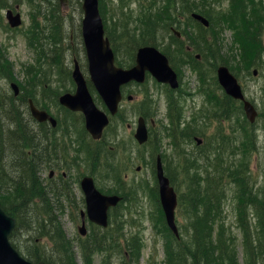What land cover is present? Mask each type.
<instances>
[{"label":"rangeland","instance_id":"1","mask_svg":"<svg viewBox=\"0 0 264 264\" xmlns=\"http://www.w3.org/2000/svg\"><path fill=\"white\" fill-rule=\"evenodd\" d=\"M99 1L100 9H102L101 13L103 12L105 16L103 20L108 24L111 35L113 34L112 36L117 40L115 47L118 50V52L116 51L118 60H132L138 52L137 50L142 47L134 50L136 44L132 45L128 42L127 38L130 35H124V30L131 31L133 29L132 19H130L131 13L133 17L138 15L144 20L155 16V0H102V6L101 0ZM187 1L191 5L193 3L200 4L201 2V0ZM82 4L83 0H67L65 5H61L60 0H34L33 2L32 0H0V59L3 62H8L12 67L10 76L6 75L8 79H3V77H6L5 74H0V89L5 90V92H2L3 97L6 94L9 96L14 95L11 88L12 84L19 87L20 94L25 88L34 89L40 108H44L45 111L52 113L60 120L59 129L56 132V134L58 133L57 146L60 143L62 144L61 147L65 146L63 166L74 185V191L71 205L65 199L59 200L50 194L49 198L51 200L48 203L50 209H48L52 211L54 218L61 223L67 238L72 242L78 263L85 264L82 256L83 250L88 245V240H93L90 237L92 226L89 223H87L88 232L86 237H81L79 233V228L82 226L81 211L86 209L81 205V198L84 195L81 191L80 181L85 176L90 175L95 178L98 188L101 190L102 187L108 189V195L119 194L124 197L122 205L110 213V221L113 227L110 231L112 234L106 233L110 244H107L102 251L94 253L93 259L89 257L92 264H126L127 262L130 264L128 248L120 242H126V239H130L134 235H139L143 239L141 249L138 248L140 250L139 264H164L166 261V240L161 225L162 214H160V210L162 209L153 165L155 167L157 156L163 154L166 157L163 158L164 166L174 177H177L176 170H178L179 158L176 155L173 139L170 135L180 128V122L183 120L185 123L194 121V125L200 130L198 137L203 140V144L205 145L206 141L209 142L208 149L216 147L219 150L218 152L223 153L228 160L232 156V143L238 145L239 151L232 163H236L241 157L242 145L240 144L242 142L244 144L252 142V147L256 149L251 154L249 161L250 186L256 191H264V67L257 65L251 68L250 72L241 69L240 72L238 71L239 76H235L241 80L247 99L256 106L259 113L256 122L250 124L244 110L240 108V106L243 108V105L241 103H230V106H228L224 91L219 88L220 85H217L215 80L217 74H215L216 58H213L214 56H217L218 66H221L220 63L223 58L233 62L234 55L237 56V61L240 60L241 62L240 51L238 48L235 49L232 44L239 30L238 28L236 30L232 28L237 26L236 24L225 20V25H221L217 29L218 37H215L211 31H205V34L210 35V41H217V38L221 40L220 46H215V51L212 53L213 57L209 56L207 58L198 53L196 49L192 51V47H187V52L192 54L188 56L189 61L186 64L183 65L180 62L177 54L173 55V58L171 57L174 64L169 58L171 65L179 76L181 84L179 90L172 91L168 86L161 85L153 78H149L143 85L131 84L125 87L124 95L126 97L121 105L120 113L110 126L111 132L109 135L111 138H109L110 143L107 146L109 156L107 152L105 156H100L96 161L98 164L93 162L86 164L85 143H83V140L86 139L82 135V116L77 114L73 117L70 113H59V108L56 105V99L61 94L70 90L73 93L76 91L72 86L73 61L75 58L79 61L84 75L88 80L90 79L86 56L81 45ZM156 4L159 5V2H156ZM161 4L162 12L169 10L172 16L167 17L161 13L157 18V20L164 18L160 27H163L164 30L168 29L167 31L170 30L171 34L175 36L171 31V29H174L179 33L182 42H186L185 30L187 29L188 20L197 12H191V15L186 14L183 17L182 13L178 15L173 11V5L168 0L162 1ZM40 5L42 8L41 16L37 14V8ZM124 6H126V9L123 10L125 15H121L120 8ZM18 8L20 10L17 12L22 14L23 25L21 28L13 30L8 23L7 13L9 10ZM233 9L232 3L229 4L224 1L221 8L224 13H228ZM149 11L153 14L152 16H148ZM116 14L121 17L120 21H115ZM186 17H189V19H186ZM179 18L182 26L178 24L177 19ZM35 20L39 21V31L46 29L45 36L43 35L42 38L37 35L39 34L38 30H35L34 34H27L29 29L35 27ZM208 20L211 25L215 21L209 18ZM190 24L193 27L197 26V29L202 25L194 18ZM214 25H218V20ZM144 28L148 29V25L145 24ZM149 34L151 32L145 33V36H149ZM51 36L55 40L51 39ZM161 37L162 34L157 49L164 55H166V52L174 54L175 46L170 43L171 37L167 36L165 39ZM38 38L42 40L45 49L43 54L36 51ZM207 54L210 53L207 52ZM41 59L43 60L41 61ZM30 66H33V70L36 69L38 75L37 79L39 81L35 85L31 84L32 74L28 73ZM199 67L200 70H197ZM255 71H257L256 75L254 74ZM30 72L34 73V71ZM91 93L97 106L102 110H106L94 87L91 88ZM130 95L134 97L133 102L127 100ZM17 101L24 116L31 121L29 127L34 131V135L39 136V132H42L43 128L39 127L38 123L32 118L28 104L25 106L22 105L21 101ZM219 105L224 110L219 111V114L216 115L215 112ZM154 110H156L154 115L146 117L152 141L147 146H139L134 139L138 119L139 117H145V114H153ZM165 128L168 131L172 129L169 136ZM48 140L51 144L49 137ZM179 146H184L187 152H194L200 158V149L199 154L197 152V148H200V146L197 145L195 139L190 142L179 143ZM58 150L57 154H61L62 150ZM77 151L81 155L78 156V163H73L71 159L77 157ZM115 158L118 162L114 160ZM107 159L115 165V170L121 173L118 179L104 173ZM55 160L56 157L53 156L51 150V154L45 162V168L41 172L44 181L48 184L46 185L47 188H52L48 183L50 174L48 166L50 163H54ZM138 168H140V171H138ZM212 170L214 171L215 168H212ZM183 180L181 174L178 176V180L176 179L180 195L185 191L182 184ZM229 182H231L229 178L225 177V181L222 183L227 190L225 202H222V205L225 204L223 215L226 218L225 224L237 237L239 263L245 264L244 233L239 225L237 202L233 199V190L229 186ZM26 204L24 203L23 206ZM27 206L25 209L26 223L22 224L21 230L13 238L14 243L22 255L28 257V254L32 251L39 250L44 255L43 257L49 261L51 256H54L56 245L46 239L38 227L37 232L34 231L33 233L27 227L29 220L32 219L31 212L33 217L38 219L43 209L34 207L30 212ZM248 211L251 217L250 229H256L258 222L255 211L253 208ZM176 219L180 228L182 227L185 231L188 218L183 216L181 207L178 208ZM116 234L118 236H114ZM118 237H120V242ZM118 243L120 245H117ZM88 246L90 250L94 249L93 244ZM118 249L120 252L117 251ZM124 256L126 259H124Z\"/></svg>","mask_w":264,"mask_h":264},{"label":"trees","instance_id":"2","mask_svg":"<svg viewBox=\"0 0 264 264\" xmlns=\"http://www.w3.org/2000/svg\"><path fill=\"white\" fill-rule=\"evenodd\" d=\"M162 1L165 0H155V16H152L153 14L149 11L148 16L151 15L152 17L146 18V20L138 15L133 17V14L130 12L133 29L131 31L124 30V35H130L127 39L132 45L136 44L134 50L143 46L158 47L160 35L162 34V39H165L167 36L171 37L170 43L175 46L174 54L166 52V55L171 59L173 64L172 56L175 54H177L178 59L183 65L189 61L188 56L192 53L187 52V47H192V51L196 49L198 53L207 58L209 56L213 57L212 53L215 51V46H220L221 40L217 38V41H210L211 37L209 34H205V31H211L215 37H218L219 33L217 29L221 25H225V20H228L237 25L232 28L235 30L238 28L239 30L232 44L235 49H239L241 62L240 60L237 61V56L234 55L233 62L220 58L222 60L220 64L229 67L234 74L236 73V76H239L238 71L240 72L241 69L250 72L251 68L257 65L264 67V0H201L200 4L193 3L192 5L187 0H168L173 5V11L178 15L182 13L184 17L186 14L191 15V12L195 11L208 17L210 20H215L208 29L200 24L197 29V26L193 27L190 24L193 19L186 17V19H189L187 29L185 30L186 42H182V39L175 37L171 34L170 30L167 31L168 29L164 30L163 27H160L164 18L158 20L157 18L161 13L167 17L172 16L169 10L162 12ZM224 1L229 4L232 3L234 9L228 13H224V10H221ZM156 2H159V5ZM120 9L121 15H125L123 10L126 9V6ZM37 14L42 15L41 5L37 8ZM102 16L105 17L103 12ZM120 20L121 17L116 14L115 21ZM216 20H218L217 26L214 25ZM35 21V27L30 30V34H34L35 30L39 29V21ZM177 21L179 26H182L180 18ZM171 22L172 20L170 24ZM145 24L148 25V29H143ZM105 27L107 36L110 38L115 52H118L115 47L117 40L112 36L113 34L111 35L106 21ZM147 32H151V34L145 36ZM45 33L46 29H42L37 35L42 38L43 35L45 36ZM40 38L39 41L41 42ZM51 39L55 40L53 36H51ZM81 45L82 51L85 53L82 42ZM36 50H38V53L45 52L43 45L40 44L37 45ZM207 52L210 54L208 55ZM135 57L136 54L130 61H121L117 58V63L119 66L129 68L134 65ZM213 58H216L215 74H217L219 63H217V56ZM197 70H200V67ZM30 71H34V73ZM11 72V65L0 59V74L3 73L5 76H10ZM28 73L32 74L30 78L31 84L35 85L39 81L36 69L33 70V66H30ZM7 76L3 77V79H8ZM215 80L217 81L216 76ZM217 85H219L218 81ZM219 88L222 90L220 86ZM2 92H5V90L0 89V207L18 221L17 228L11 235L12 243L17 248L13 238L21 230L22 224L26 223V206L28 205L27 209L30 212L32 208L38 207L41 210L43 209L40 218H34L31 212L32 219L29 220L27 227L31 229V233L37 232L38 227L39 231L45 235V238L56 245V250L54 249V256H51L49 261L43 257L44 255L39 250H34L28 254V257H25L34 263L45 261L47 264H79L72 242L67 238L61 223L54 218L52 211L49 210L48 203L51 200L49 195H52V191L47 188L41 175L43 168H45V162H47L48 156L51 154V148L48 144V133L50 134L51 130L46 127L47 125L41 124L40 126L43 128L42 132H39V136L37 134L34 135V131L29 127L31 121L24 116L21 106L17 101H21L22 105L26 106L28 100L33 99L40 107L34 89L25 88L19 97L7 94L3 97ZM225 98L228 106H230V103H240L226 94ZM56 105L59 106L58 103ZM240 108L243 110L242 106ZM216 110L215 114L218 115L219 111H223L224 108L219 105ZM69 113L74 117V114ZM155 113L156 110H154L153 114H145V117L152 116ZM194 123V121L185 123L183 120L180 122V128L171 135L172 129L168 131L165 128L168 136L170 135L173 139L176 155L179 158L178 170H176L177 177H174L166 167L165 171L166 175L170 178L171 184L177 191L176 179L178 180L180 174L184 178L182 184L185 191L180 195L179 207H181L183 216L188 218V225L185 231L179 226L181 237L180 239L176 238L167 227L163 212L160 210V214H162L161 225L166 240V261L164 264H240L237 237L225 224L226 218L223 215L225 204L222 205V202H225L227 191L222 184L225 181V177H228L231 181L229 182V186L233 190V199L237 202L239 225L244 233L245 264H264V191H256L250 186L249 161L251 154L256 148L252 147V142L248 144L242 142L240 144L242 145L241 157L236 163H232L239 151L238 145L232 143V156L228 160L223 153L218 152L219 150L216 147L208 149L210 143L206 141L205 145L203 144L204 146L202 145L200 148H197L198 154L199 149L201 152L200 159L196 153L187 152L184 146H179V143L190 142L200 135L198 134L200 130L197 129ZM83 129L82 135L86 139L83 140L86 152L85 163L91 164L93 162L94 164H98L96 161H98L100 156H105L107 152L109 156L107 146L110 143L109 138H111L109 135L111 132L110 128L106 131L104 139L99 142L91 139L85 129ZM151 141L152 139L149 142L151 143ZM77 153V157L71 159L73 163H78V156L81 153L78 151ZM161 156L164 159L166 158L163 154ZM114 160L117 161V158ZM115 168V165L107 159L103 171L109 174L110 177L118 179L121 173L115 170ZM212 168H215V170L213 171ZM153 171L155 175L154 165ZM102 190L108 193L107 188L102 187ZM24 203L27 204L23 206ZM250 208H253L256 214L258 222L256 229H250L249 226L251 217L248 210ZM112 228V223L107 230L98 227L91 228L92 234L90 237L93 240H88V245L93 244L94 249L90 250L88 245L85 246L82 254L85 264H92L91 259H93L94 253L102 251L107 244H110L107 234H112L110 231ZM118 241L120 242V237H118ZM142 241L143 239L139 235H134L130 239H126V242H120L128 248L130 264H139L140 250L138 248L141 249ZM120 243L117 245H120ZM117 251L120 252L119 249ZM124 259H126L125 256ZM126 264L129 263L127 262Z\"/></svg>","mask_w":264,"mask_h":264},{"label":"water","instance_id":"3","mask_svg":"<svg viewBox=\"0 0 264 264\" xmlns=\"http://www.w3.org/2000/svg\"><path fill=\"white\" fill-rule=\"evenodd\" d=\"M60 1L61 4L67 2V0ZM82 9L84 12L82 36L87 53L90 78L112 116L118 113L120 102L123 99L122 87L132 82L145 83L148 72L157 82L169 85L173 90L180 87L178 75L170 66L169 60L155 47L140 48L136 56V65L133 68L123 69L118 67L111 43L105 37L99 0H83ZM192 17L205 27L210 26V22L203 16L193 14ZM7 18L13 28L19 27L22 23L21 16H14L12 11H8ZM254 74L256 75L257 71ZM217 76L227 95L243 102L246 117L250 123L254 124L258 112L255 106L246 99L238 79L226 66L218 68ZM73 79L77 84L76 93L63 95L60 98V103L74 112L83 113L88 132L95 140H100L103 137L104 130L110 124V119L105 112L97 107L78 61L75 62ZM12 88L15 95L18 96L20 93L19 87L13 84ZM128 99L132 101L133 97L129 96ZM29 109L33 118L39 123L49 122L52 126L57 125V121L47 111L38 109L33 100H29ZM135 139L140 145L147 143L149 140L148 129L143 118L139 119ZM201 143L202 141L198 142L199 145ZM156 170L160 201L166 216V222L176 237L179 238L180 233L175 216L178 207V196L171 186L169 178L165 175L161 157L157 159ZM81 187L86 198L87 215L90 221L107 228L109 226V210L117 207L122 198L118 195H103L96 188L94 179L91 177L84 178ZM85 214L83 212V217H85ZM16 224V219L0 208V264H34L25 259L10 242V235L16 228ZM79 232L82 236L87 235L85 223L80 227ZM38 264L46 263L40 262Z\"/></svg>","mask_w":264,"mask_h":264},{"label":"flooded vegetation","instance_id":"4","mask_svg":"<svg viewBox=\"0 0 264 264\" xmlns=\"http://www.w3.org/2000/svg\"><path fill=\"white\" fill-rule=\"evenodd\" d=\"M57 131L55 130H51L50 134H49V138L51 140V150L53 151V156L56 157V160L54 161V163H50L49 165V169H50V174H49V178H48V183L52 186V188L50 187L51 191H58L59 194H65L66 191L71 187V183L72 181L70 180V176L68 175V173L65 171V168L63 166V161H64V155H65V146L61 147L62 144L60 143L59 146H57L58 144V133L56 134ZM54 145H53V144ZM57 149H61L62 150V154H57L58 151ZM81 183V181H80ZM72 201V199H71ZM81 205L82 207L86 208V203H85V198L84 196L81 198ZM82 212L81 211V217H82ZM81 221L83 222V219H81ZM90 222H88V220L86 219V224Z\"/></svg>","mask_w":264,"mask_h":264}]
</instances>
